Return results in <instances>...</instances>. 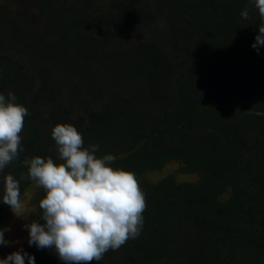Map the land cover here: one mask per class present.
I'll return each mask as SVG.
<instances>
[{"label":"trees","instance_id":"obj_1","mask_svg":"<svg viewBox=\"0 0 264 264\" xmlns=\"http://www.w3.org/2000/svg\"><path fill=\"white\" fill-rule=\"evenodd\" d=\"M34 1L48 20L40 36L0 16V94L29 110L23 151L0 171V232L12 212L6 176L21 196L37 183L22 179L26 158L65 162L51 135L64 123L145 194L140 235L91 264H264V46L252 47L253 0H114L103 13L87 9L96 0ZM56 11L67 32L48 39ZM45 196L41 186L32 196L41 224ZM21 248L35 264H65L53 250ZM21 248L1 245L0 259Z\"/></svg>","mask_w":264,"mask_h":264},{"label":"clouds","instance_id":"obj_2","mask_svg":"<svg viewBox=\"0 0 264 264\" xmlns=\"http://www.w3.org/2000/svg\"><path fill=\"white\" fill-rule=\"evenodd\" d=\"M258 9L259 26L252 47L259 53L264 46V0H253ZM249 18L247 9L241 13ZM16 95L9 91L7 99L0 94V171L19 158L23 151L21 135L24 118L29 110L16 103ZM63 163L51 157L26 158L28 177L46 190L40 201L43 224L37 220L25 223L28 244L38 249L53 250L65 264H91L100 261L109 250H118L129 239L137 238L143 228L142 213L146 209L145 194L135 175L108 166L114 162L111 154L97 158L98 145L84 148V140L71 124L58 123L52 129ZM3 202L17 216L20 213L19 182L9 174L5 178ZM8 242L0 232V245ZM35 264V257L23 248L0 259V264Z\"/></svg>","mask_w":264,"mask_h":264},{"label":"rangeland","instance_id":"obj_3","mask_svg":"<svg viewBox=\"0 0 264 264\" xmlns=\"http://www.w3.org/2000/svg\"><path fill=\"white\" fill-rule=\"evenodd\" d=\"M72 1L73 0H66V3L70 4L72 3ZM80 1L83 7H86L84 5V1ZM113 1L114 0H96V3L92 6H89L90 8L88 7L87 9H94L95 13H103L108 4L110 5ZM38 8L39 7L34 0H0V16L2 14V17L8 18L11 22L19 21L22 18L24 21H27L29 24H31L32 30L36 32L38 36H40V31L44 28V25L46 24V22H48V20L47 17L38 10ZM139 13V11L135 12V14ZM52 15H54V17L51 18V24L54 25L53 30L55 31V34H45L48 39H52L57 34L61 35L63 32H67L65 31V27H61L57 30L58 23L60 22L58 20L59 12L56 11V13ZM68 18V14L65 12L62 18L63 22H67ZM14 24L17 23H13V25ZM156 26L157 22H153L151 30L156 28ZM19 27L22 28V26ZM68 32L70 33V31ZM179 167L180 165L178 162L170 163L166 166L164 171L177 172ZM163 175H165L163 172H152L151 174H148L146 176L152 180H158ZM178 175L182 179H195L194 175H183L181 173H178ZM39 187L40 186L38 185V183H35L23 195L20 196V201L22 204L20 213L28 216V220L26 221L23 216H17L12 211L11 215L5 222V226L3 229L4 238L8 242L6 245L10 246L11 248H21L29 246V232L24 228V224L30 223L32 220H35L36 206L33 204L32 196Z\"/></svg>","mask_w":264,"mask_h":264}]
</instances>
